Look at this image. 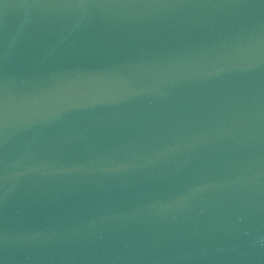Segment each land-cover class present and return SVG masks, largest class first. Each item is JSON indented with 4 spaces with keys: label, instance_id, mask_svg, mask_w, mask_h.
Segmentation results:
<instances>
[{
    "label": "water",
    "instance_id": "obj_1",
    "mask_svg": "<svg viewBox=\"0 0 264 264\" xmlns=\"http://www.w3.org/2000/svg\"><path fill=\"white\" fill-rule=\"evenodd\" d=\"M0 264H264V0H0Z\"/></svg>",
    "mask_w": 264,
    "mask_h": 264
}]
</instances>
